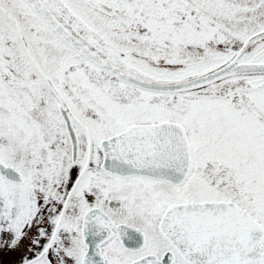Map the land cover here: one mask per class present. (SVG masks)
<instances>
[{"label": "snow or ice", "instance_id": "1", "mask_svg": "<svg viewBox=\"0 0 264 264\" xmlns=\"http://www.w3.org/2000/svg\"><path fill=\"white\" fill-rule=\"evenodd\" d=\"M0 264H264V0H0Z\"/></svg>", "mask_w": 264, "mask_h": 264}]
</instances>
